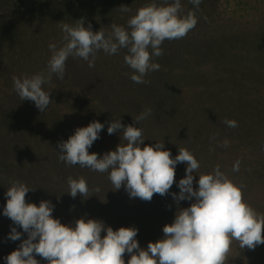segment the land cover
<instances>
[{"label":"trees","instance_id":"trees-1","mask_svg":"<svg viewBox=\"0 0 264 264\" xmlns=\"http://www.w3.org/2000/svg\"><path fill=\"white\" fill-rule=\"evenodd\" d=\"M152 2L164 5L174 0H0V264H6L4 258L27 239V233L3 215L12 181L34 190L26 195L27 203L51 201L53 218L64 225L86 216L113 230L135 227L143 249L163 238V227L175 218L172 193H179L186 164L176 166L175 183L167 195L154 194L150 202L131 199L123 187L115 191L107 172L59 160L58 143L92 121L104 128L89 154L102 157L116 149L121 132L109 135L107 128L121 119L125 126L143 129L145 145L164 142L163 150L172 158L179 148L189 150L200 164L194 188L199 175L219 165L222 173L245 186L247 203L264 214V0H202L198 8L190 0H180L181 15L191 11L198 22L185 37L163 42V55L151 60L159 70L147 73L148 83L130 79L133 70L122 48L113 55L100 50L91 68L82 58L70 56L64 78L53 74L43 86L53 101L44 112L14 91L13 76L47 74L49 44L59 48L66 43L62 23L74 25L83 19L94 32H110L112 24L127 28L137 10ZM122 5L130 11H121ZM57 87L55 93L50 91ZM147 109L151 113L134 124ZM225 120L238 126L229 127ZM237 162L239 171H233ZM69 177L85 178L88 194L72 198ZM193 202L180 201L179 207ZM12 227L22 233L20 240L7 238ZM129 258L125 254V264ZM225 264H264V245L242 249L233 241Z\"/></svg>","mask_w":264,"mask_h":264},{"label":"clouds","instance_id":"clouds-1","mask_svg":"<svg viewBox=\"0 0 264 264\" xmlns=\"http://www.w3.org/2000/svg\"><path fill=\"white\" fill-rule=\"evenodd\" d=\"M202 0H190L197 8ZM123 12L130 7L121 6ZM180 0L157 5L146 4L137 10L127 22V28L112 24L111 31H93L83 19L74 25L61 24L66 43L57 47L49 44L51 57L47 74L38 73L31 77L13 76L14 91L22 101L34 102L40 112L50 103L51 92L44 85L56 74L64 78L66 61L70 56L79 57L94 67L97 52L117 54L127 49L125 63L133 70L130 79L135 83H148L144 79L149 71L159 70L152 57L163 55L161 45L165 40L181 39L197 24L194 13L181 15ZM61 23V22H60ZM151 49V53L149 52ZM91 57V59H90ZM151 113L147 109L135 118L139 124ZM229 127H237L233 120H225ZM104 124L92 121L86 127L75 129L66 141L58 143L59 160L67 165L87 167L92 171L108 173L115 191L122 187L131 199L139 198L150 202L154 194L165 196L175 183L176 166L186 164L185 177L179 180V193H172L177 204L175 218L163 227V238L149 242L147 248L140 247L135 227H120L113 230L97 219L86 216L64 225L53 218L54 205L41 200L39 206L27 203L26 195L31 190L26 184L12 181L5 196L3 215L27 233L17 250L4 259L6 264H40V256L48 264H125L124 256L130 257L127 264H225L233 241L240 248L254 250L264 245V214L258 213L244 199L245 186L236 184L220 171L219 165L209 174L199 175L198 187H193L194 173L200 168L195 156L187 149L179 148L172 158L169 150H163L164 142L145 145L143 129L132 124L123 125L120 120L109 123V135L121 132V143L114 151L102 157L89 154L93 143L100 138ZM227 141H224L225 146ZM239 171V162L233 166ZM69 195L72 198L86 196L89 187L85 178H68ZM99 191V189H95ZM189 207L180 208V201H192ZM171 206H169L170 208ZM102 233H104L102 237ZM22 233L11 228L8 239L20 240Z\"/></svg>","mask_w":264,"mask_h":264},{"label":"rangeland","instance_id":"rangeland-1","mask_svg":"<svg viewBox=\"0 0 264 264\" xmlns=\"http://www.w3.org/2000/svg\"><path fill=\"white\" fill-rule=\"evenodd\" d=\"M254 0H248V2H253ZM255 14H258L256 10H252ZM264 11V7L260 9V12ZM21 41V40H20ZM22 42V41H21ZM7 86L9 87V89H12L13 87L10 84H7ZM50 91H53V93H55L56 91H58V87L57 88H51Z\"/></svg>","mask_w":264,"mask_h":264}]
</instances>
